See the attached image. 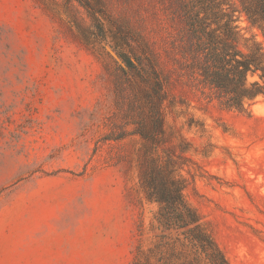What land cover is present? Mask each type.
Listing matches in <instances>:
<instances>
[{"label": "rangeland", "instance_id": "1", "mask_svg": "<svg viewBox=\"0 0 264 264\" xmlns=\"http://www.w3.org/2000/svg\"><path fill=\"white\" fill-rule=\"evenodd\" d=\"M225 1L263 42L240 0ZM182 30L177 0H0V264H134L154 244L144 141L107 140L148 115L123 57L147 43L175 102L164 104L167 133L190 145L182 161L180 141L167 144L186 202L229 264H264V98L241 112L204 92Z\"/></svg>", "mask_w": 264, "mask_h": 264}, {"label": "trees", "instance_id": "2", "mask_svg": "<svg viewBox=\"0 0 264 264\" xmlns=\"http://www.w3.org/2000/svg\"><path fill=\"white\" fill-rule=\"evenodd\" d=\"M177 4L183 23L181 53L188 61L190 77L222 106L249 110L264 98V0H240L242 13L263 42L241 33L236 10L225 0H177ZM242 40L247 43L245 49L240 45ZM142 49L136 60L123 57L142 78L135 83L142 88L148 115L142 122H133L138 125L133 132L123 130L107 138L118 141L132 134L141 137V188L148 201L160 206L152 224V230L158 231L156 240L147 250L138 248L134 264H229L184 198L185 181L177 175L178 162L167 144L174 139L180 141L178 159L182 161H188L185 154L190 145L176 129L167 133L164 104L170 100L169 80L158 70L152 45L147 43ZM121 88L115 101L118 107L126 99ZM139 102L135 95L133 104Z\"/></svg>", "mask_w": 264, "mask_h": 264}]
</instances>
